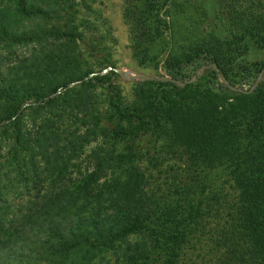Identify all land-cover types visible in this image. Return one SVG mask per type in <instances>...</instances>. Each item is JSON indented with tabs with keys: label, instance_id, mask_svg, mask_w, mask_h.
<instances>
[{
	"label": "trees",
	"instance_id": "trees-1",
	"mask_svg": "<svg viewBox=\"0 0 264 264\" xmlns=\"http://www.w3.org/2000/svg\"><path fill=\"white\" fill-rule=\"evenodd\" d=\"M142 1L137 60L161 64L174 82L143 81L134 102L110 99L101 114L98 88L110 85L81 67L79 33L59 23L69 0H0V264H148L172 251L196 217L195 187L156 205L135 160L117 152L162 124L192 166L228 170L248 263L264 264V59L237 63L251 44L264 49V12L230 26L213 7L207 32L164 54L153 46L167 32L172 40L179 3ZM205 66L189 84L185 70ZM259 76L252 90L241 87ZM155 87L195 91L173 102L153 96Z\"/></svg>",
	"mask_w": 264,
	"mask_h": 264
},
{
	"label": "rangeland",
	"instance_id": "rangeland-1",
	"mask_svg": "<svg viewBox=\"0 0 264 264\" xmlns=\"http://www.w3.org/2000/svg\"><path fill=\"white\" fill-rule=\"evenodd\" d=\"M177 2L179 6L172 12V40L167 32L164 40L153 46L159 53L174 52L207 32L213 7L230 26L246 27L264 12V0ZM63 6L65 12L59 23L74 27L79 33L77 45L81 67L98 73L109 82V87L98 88L101 114L108 110V100L119 98L123 103H132L145 92L146 87L141 84L144 80L136 75L169 78L161 64L146 62L141 65L137 60L132 41L133 21L143 9L142 0H69V3L63 2ZM263 59L264 49L251 44L248 54L238 59L237 63H252ZM110 69L116 73H110ZM205 69L206 66L200 69L188 67L185 72L194 79H190L189 84L195 83ZM117 71L126 72L133 78H125ZM260 79L261 76L246 79L240 84L243 89H247L252 84H258ZM179 84V87H184V84ZM254 85L250 90L255 88ZM194 91V87L186 91L170 87L151 89L153 96L163 101L184 100L187 103L185 99L191 97ZM228 102L233 101L229 99ZM115 123L116 120L101 122L102 127L108 130L113 129ZM169 135L168 125L162 124L154 133L143 134L131 143H119L117 146V152L137 163L146 178L148 194L153 197L156 205L177 201L185 191L186 184L195 187L193 204L196 217L184 226L172 251L152 254L148 264H249L248 242L239 234L233 222L238 190L228 170L192 166L184 152L172 145ZM94 147L91 144L90 148Z\"/></svg>",
	"mask_w": 264,
	"mask_h": 264
},
{
	"label": "water",
	"instance_id": "water-1",
	"mask_svg": "<svg viewBox=\"0 0 264 264\" xmlns=\"http://www.w3.org/2000/svg\"><path fill=\"white\" fill-rule=\"evenodd\" d=\"M117 73H118L119 75L125 77V78H128V79L133 78V77H130V76L128 75V73H126V72L117 71ZM135 77L141 78V79H143L144 81H148V80L155 79V78H153V77H144V76H141V75H136ZM156 79H158V78H156ZM160 80H161V81H171V82H174V80H172V79H170V78H165V77L160 78ZM179 85H180V86H183V84H179ZM256 86H257V83H255L254 87H256Z\"/></svg>",
	"mask_w": 264,
	"mask_h": 264
}]
</instances>
